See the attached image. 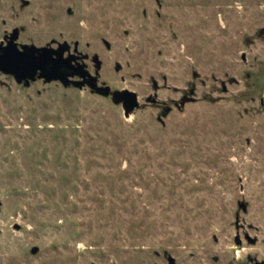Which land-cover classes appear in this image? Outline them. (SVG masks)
Here are the masks:
<instances>
[{"label": "rangeland", "instance_id": "rangeland-1", "mask_svg": "<svg viewBox=\"0 0 264 264\" xmlns=\"http://www.w3.org/2000/svg\"><path fill=\"white\" fill-rule=\"evenodd\" d=\"M15 29L95 81L0 71L2 256L264 264V0H0Z\"/></svg>", "mask_w": 264, "mask_h": 264}, {"label": "water", "instance_id": "water-1", "mask_svg": "<svg viewBox=\"0 0 264 264\" xmlns=\"http://www.w3.org/2000/svg\"><path fill=\"white\" fill-rule=\"evenodd\" d=\"M18 38L19 31L15 29L9 37L7 46H4L3 43L0 45V71L13 75L18 83L26 81V84L29 85L31 80H35L39 72L40 77L45 78L48 82L60 80L67 83L69 77L76 74L90 78L91 82L95 81V78L83 67H80L79 71L73 72L71 65L65 63L62 59L64 47L57 51L48 48L41 50L28 45L19 48L16 43ZM110 91V87L98 89V92L102 95H109ZM114 98L118 102H123L126 116H129L131 112L139 107L138 96L132 91L125 90L121 93H115ZM185 102V100H182L181 103L184 104ZM236 241L238 244L241 243L239 237ZM170 263L174 264V260L171 259Z\"/></svg>", "mask_w": 264, "mask_h": 264}, {"label": "flooded vegetation", "instance_id": "flooded-vegetation-1", "mask_svg": "<svg viewBox=\"0 0 264 264\" xmlns=\"http://www.w3.org/2000/svg\"><path fill=\"white\" fill-rule=\"evenodd\" d=\"M71 68L73 70V72L75 73L76 71H79L80 68L77 67L76 65H71ZM86 70V69H85ZM88 78V77H86ZM24 252H22L21 256L18 254V259L14 260V258L16 257V255H3L0 253V264H24ZM6 258V259H5ZM6 260V261H4ZM14 260V261H13Z\"/></svg>", "mask_w": 264, "mask_h": 264}]
</instances>
